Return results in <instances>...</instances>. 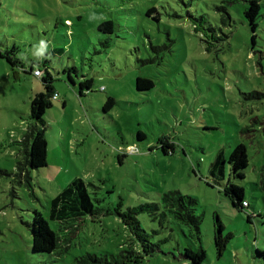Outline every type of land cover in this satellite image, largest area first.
I'll return each instance as SVG.
<instances>
[{"label": "rangeland", "instance_id": "obj_1", "mask_svg": "<svg viewBox=\"0 0 264 264\" xmlns=\"http://www.w3.org/2000/svg\"><path fill=\"white\" fill-rule=\"evenodd\" d=\"M248 2L0 0V51L26 56L23 67L0 56V168L10 173L0 177V264H82L86 253L110 258L132 236L114 211L118 202L122 210L160 203L173 190L194 199L200 234L171 213L139 211L153 251L140 249L137 264H193L186 247L205 250L200 264H264V0H257L255 32L244 14ZM225 10L231 21L223 24ZM104 20L113 21V32L98 29ZM41 39L48 48L37 58L33 46ZM30 66L48 70L58 97L43 115L47 163L30 170L27 186L14 176L18 141L34 124L32 98L45 90ZM137 76L154 86L138 90ZM84 78L92 87L80 94ZM107 97L114 103L105 110ZM161 137L172 151H163ZM239 143L248 157L243 177L228 162ZM219 153L224 174L213 176ZM76 177L99 213L74 220L68 233L50 208ZM227 180L243 188L244 208L224 193ZM34 210L60 236L51 253L32 250ZM217 219L230 235L220 253Z\"/></svg>", "mask_w": 264, "mask_h": 264}, {"label": "trees", "instance_id": "obj_2", "mask_svg": "<svg viewBox=\"0 0 264 264\" xmlns=\"http://www.w3.org/2000/svg\"><path fill=\"white\" fill-rule=\"evenodd\" d=\"M248 18L251 31L255 32L257 27V18L259 16V3L257 0H249L248 6L244 11ZM221 22L225 24V20L231 21V16L227 10L221 15ZM98 29L104 32H113L114 23L112 20H104L98 25ZM208 29L213 33L214 39H218L215 28L208 23ZM254 36V35H253ZM0 56L4 57L10 65H19L23 67L21 60L14 55V49H8L5 53L0 51ZM33 67L30 66V70ZM39 71L37 75L41 77L44 83L45 90L40 91L34 95L30 103V117L34 124L30 131L24 133L22 138L18 141L19 159L16 161L14 176L27 186H31L30 170L45 166L47 156V140L45 137V127L43 115L45 110L52 105L51 99L57 93L52 87L53 78L47 69L42 71L39 68H34L33 71ZM76 71V69H74ZM135 86L138 90H147L154 86L150 78L137 76L135 79ZM92 87V79L84 78L79 82V93L83 90H89ZM114 103L112 97H107L104 104V109L108 110ZM141 134H139L140 136ZM161 148L165 153L167 149L173 150V143L169 142L166 137L159 138ZM228 162L231 171L238 177H243L242 169L248 165V157L244 143L237 144L230 152ZM223 163L221 153L217 154L215 160L212 162L210 172L213 176L218 174L223 176ZM10 175L6 169L0 168V177ZM224 193L229 197L231 203L235 207L244 208L243 199L244 191L239 185L234 184L230 180L224 185ZM160 203L145 202L138 205L128 207L122 210L120 206L122 202L119 201L114 208L115 213L119 216L121 222L127 226L132 236L129 238L128 244L121 247L117 254L108 256H98L96 254L86 253L81 256L79 261L82 264L93 262L97 264H137L143 257V253L148 255L153 251V243L148 240V234L141 227L136 214L139 211H147L153 217L158 214L166 215L171 213L174 218L187 224L196 234H200L201 217L194 213L192 207L194 199L190 196L181 194L177 190L169 191L161 196ZM99 213V208L94 205L90 195L87 191L86 185L80 177L72 179L63 189H61L51 203L50 218L59 222V229L70 232L69 229L75 228L74 220L82 218L85 215L95 216ZM214 244L218 253L222 252L228 236L222 234L223 225L219 219L215 222ZM32 250L39 253H51L57 249L60 243V236L57 231L53 230L47 220L38 210L33 211L32 223ZM67 241V239H65ZM142 249L143 253L140 252ZM264 253V252H263ZM184 255L191 260L193 264H200L205 258V250L202 247L193 250L191 247H186Z\"/></svg>", "mask_w": 264, "mask_h": 264}, {"label": "clouds", "instance_id": "obj_3", "mask_svg": "<svg viewBox=\"0 0 264 264\" xmlns=\"http://www.w3.org/2000/svg\"><path fill=\"white\" fill-rule=\"evenodd\" d=\"M34 52L33 55L37 58L43 57L47 51L48 44L45 40L41 39L39 41L38 45H34ZM20 59L24 60L26 59V56L24 54L20 55Z\"/></svg>", "mask_w": 264, "mask_h": 264}, {"label": "built area", "instance_id": "obj_4", "mask_svg": "<svg viewBox=\"0 0 264 264\" xmlns=\"http://www.w3.org/2000/svg\"><path fill=\"white\" fill-rule=\"evenodd\" d=\"M34 74H35V75H39L40 72L37 71V70H35V71H34ZM53 97H54V98H57V97H58V94L55 93ZM130 147H131V148H129V146H128V149H129L130 151H133V146H130ZM242 203H243V205H246V202H245V201H243Z\"/></svg>", "mask_w": 264, "mask_h": 264}, {"label": "crops", "instance_id": "obj_5", "mask_svg": "<svg viewBox=\"0 0 264 264\" xmlns=\"http://www.w3.org/2000/svg\"><path fill=\"white\" fill-rule=\"evenodd\" d=\"M21 136H23V135H21ZM21 138V137H20Z\"/></svg>", "mask_w": 264, "mask_h": 264}]
</instances>
